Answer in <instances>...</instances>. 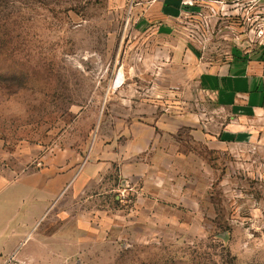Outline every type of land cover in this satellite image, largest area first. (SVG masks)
<instances>
[{
  "label": "rangeland",
  "instance_id": "374dc122",
  "mask_svg": "<svg viewBox=\"0 0 264 264\" xmlns=\"http://www.w3.org/2000/svg\"><path fill=\"white\" fill-rule=\"evenodd\" d=\"M236 46L264 48V0H0V103L27 106L0 108V199L30 206L27 264H264V108L200 86Z\"/></svg>",
  "mask_w": 264,
  "mask_h": 264
},
{
  "label": "crops",
  "instance_id": "0c3cea01",
  "mask_svg": "<svg viewBox=\"0 0 264 264\" xmlns=\"http://www.w3.org/2000/svg\"><path fill=\"white\" fill-rule=\"evenodd\" d=\"M200 86L220 106L231 108L235 113H259L264 108V48L245 50L236 46L225 65L202 74ZM17 186L0 188V195H11ZM30 212V206L24 208L21 210L24 217L18 219L16 207L0 199V264H8L11 259L19 264L29 263L36 244L33 242L36 222L29 223Z\"/></svg>",
  "mask_w": 264,
  "mask_h": 264
},
{
  "label": "clouds",
  "instance_id": "9594fccd",
  "mask_svg": "<svg viewBox=\"0 0 264 264\" xmlns=\"http://www.w3.org/2000/svg\"><path fill=\"white\" fill-rule=\"evenodd\" d=\"M17 105H20V107H17ZM0 108L4 109V115L11 117H22L27 113V106L21 104L15 96L6 98L0 103Z\"/></svg>",
  "mask_w": 264,
  "mask_h": 264
}]
</instances>
